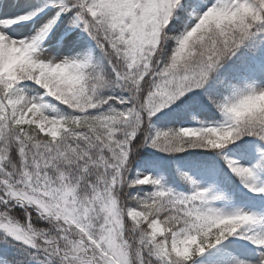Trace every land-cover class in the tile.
<instances>
[{
  "label": "snow or ice",
  "instance_id": "snow-or-ice-1",
  "mask_svg": "<svg viewBox=\"0 0 264 264\" xmlns=\"http://www.w3.org/2000/svg\"><path fill=\"white\" fill-rule=\"evenodd\" d=\"M0 264H264V0H0Z\"/></svg>",
  "mask_w": 264,
  "mask_h": 264
}]
</instances>
